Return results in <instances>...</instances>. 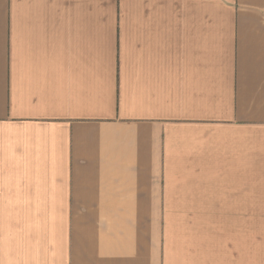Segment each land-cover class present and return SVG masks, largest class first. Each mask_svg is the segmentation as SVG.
<instances>
[{
    "label": "crops",
    "instance_id": "0c3cea01",
    "mask_svg": "<svg viewBox=\"0 0 264 264\" xmlns=\"http://www.w3.org/2000/svg\"><path fill=\"white\" fill-rule=\"evenodd\" d=\"M0 264H264V0H0Z\"/></svg>",
    "mask_w": 264,
    "mask_h": 264
}]
</instances>
